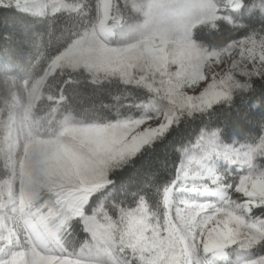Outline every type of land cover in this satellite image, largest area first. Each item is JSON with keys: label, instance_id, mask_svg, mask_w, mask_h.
Wrapping results in <instances>:
<instances>
[{"label": "snow or ice", "instance_id": "6c2138e0", "mask_svg": "<svg viewBox=\"0 0 264 264\" xmlns=\"http://www.w3.org/2000/svg\"><path fill=\"white\" fill-rule=\"evenodd\" d=\"M36 2L0 0L9 37ZM146 4L0 264H264V0Z\"/></svg>", "mask_w": 264, "mask_h": 264}, {"label": "trees", "instance_id": "16d2710c", "mask_svg": "<svg viewBox=\"0 0 264 264\" xmlns=\"http://www.w3.org/2000/svg\"><path fill=\"white\" fill-rule=\"evenodd\" d=\"M64 1L75 9L47 16L29 13L27 36L17 26L15 35L9 37L8 22H0V29L5 30L4 40L0 41V116L8 115V105L15 98L26 103L29 89L45 75L51 61L96 26L99 0ZM116 13L121 15L123 24L133 18L124 0H113L109 26L117 23L112 18ZM111 41L116 45L115 38ZM102 81H95L82 68H57L45 79L33 106L31 122L35 133L43 139H52L57 137L66 119L78 124L92 118L93 111H86L91 104L87 97ZM10 176L11 171L0 160V180ZM51 199L48 191L43 190L34 202L35 208Z\"/></svg>", "mask_w": 264, "mask_h": 264}, {"label": "rangeland", "instance_id": "374dc122", "mask_svg": "<svg viewBox=\"0 0 264 264\" xmlns=\"http://www.w3.org/2000/svg\"><path fill=\"white\" fill-rule=\"evenodd\" d=\"M124 1L133 17L128 23L123 24L121 15L116 13L112 18L117 23L109 26L113 0H99L96 26L51 61L45 75L29 89L26 103L15 98L8 105V115L0 116V160L11 171L8 179L0 180V222L9 225L14 223L16 227H20L21 206L26 207L35 192L32 180L39 174L45 160H52L62 151L71 134V126L75 125L70 119H66L57 137L52 139H43L35 133L31 113L45 79L60 67L82 68L95 81L107 79L110 63L117 55L115 50L137 39V35H129L130 29L143 24L145 20L146 0ZM141 3L144 6L138 11L137 6ZM28 8L29 13L38 16L75 9L64 0H37L36 3L29 4ZM112 38H115L116 45L110 43ZM43 190L46 189L35 193L34 208V202Z\"/></svg>", "mask_w": 264, "mask_h": 264}, {"label": "bare ground", "instance_id": "6f19581e", "mask_svg": "<svg viewBox=\"0 0 264 264\" xmlns=\"http://www.w3.org/2000/svg\"><path fill=\"white\" fill-rule=\"evenodd\" d=\"M17 228H20L19 225H17Z\"/></svg>", "mask_w": 264, "mask_h": 264}]
</instances>
